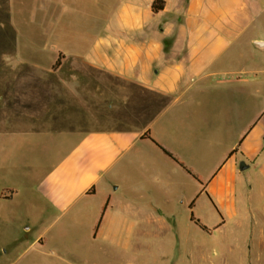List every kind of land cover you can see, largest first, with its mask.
<instances>
[{"label":"crops","instance_id":"1","mask_svg":"<svg viewBox=\"0 0 264 264\" xmlns=\"http://www.w3.org/2000/svg\"><path fill=\"white\" fill-rule=\"evenodd\" d=\"M47 1L36 47L55 55L51 76L26 61L20 93L0 97L41 109L20 132L0 121V255L83 263L82 245L124 231L137 247L184 210L204 230L202 205L264 221V67L235 47L242 0H164L158 12L155 0Z\"/></svg>","mask_w":264,"mask_h":264},{"label":"rangeland","instance_id":"2","mask_svg":"<svg viewBox=\"0 0 264 264\" xmlns=\"http://www.w3.org/2000/svg\"><path fill=\"white\" fill-rule=\"evenodd\" d=\"M49 2L0 0V97L6 95L4 93L7 91L10 92L9 94L20 93V80L27 79L28 74L34 73V70L26 66V61L34 62L42 69H46L37 73L51 76L49 68L55 55L53 56L52 52H46L47 54L44 53L42 56L39 54L36 46H42L43 43L47 45L39 36L38 28L35 26V21L40 18L38 14L50 15ZM219 3L225 5L227 0H219ZM242 3L246 6V19L242 22L243 25L234 28L236 36L241 32L235 47L249 48L251 62L264 67V50L250 46L254 37L264 40V0H242ZM21 29L26 40H20ZM61 32H66V29ZM29 89L31 91L28 90L27 93L32 95H42L51 90L49 86L43 89L46 92L40 91L38 87ZM40 112L41 109L33 110L18 101L8 105L1 103L0 121L12 131L20 132L23 127L21 128L19 117L24 121H32ZM6 134L5 143L16 145V141L6 137ZM17 152L21 153L19 149ZM219 192L222 193L221 190ZM219 205L227 210L226 203L222 205V202H219ZM194 212L201 223L208 227L207 231L194 224L190 225L189 211L184 210L177 216L175 231L164 232L161 236L158 232H154L155 236L148 239L141 236L137 247L131 246L132 241L127 246L126 232H112V236L116 239L115 243L97 239L90 247L82 245L81 254L85 260L76 264H264V221L261 216L241 212L232 217L228 214L224 215L221 209L218 214L216 210L212 211L205 205ZM243 218L245 224H256V231L243 230L241 227ZM221 220L224 222L218 227ZM64 221H61L55 229L61 227ZM55 229L51 232H56ZM78 234L83 233L70 232L69 241L73 243L80 237ZM23 250L6 257L0 255V264H36L33 251L20 257ZM44 264L63 263L53 260Z\"/></svg>","mask_w":264,"mask_h":264},{"label":"trees","instance_id":"3","mask_svg":"<svg viewBox=\"0 0 264 264\" xmlns=\"http://www.w3.org/2000/svg\"><path fill=\"white\" fill-rule=\"evenodd\" d=\"M164 6H165V2H164V0H155V1L153 2V4H152V9H153L154 12H158V11L163 10ZM59 63H60V59L57 61L56 65H58ZM191 220L194 221V222H196V223H198V224H200L199 221L195 220L193 214H191ZM201 227H202L204 230H208V229H207L205 226H203V225H201Z\"/></svg>","mask_w":264,"mask_h":264}]
</instances>
